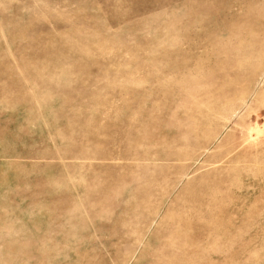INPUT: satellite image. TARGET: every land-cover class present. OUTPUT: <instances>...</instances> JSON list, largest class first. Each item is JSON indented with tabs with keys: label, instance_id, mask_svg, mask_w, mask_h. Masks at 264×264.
Returning a JSON list of instances; mask_svg holds the SVG:
<instances>
[{
	"label": "rangeland",
	"instance_id": "rangeland-1",
	"mask_svg": "<svg viewBox=\"0 0 264 264\" xmlns=\"http://www.w3.org/2000/svg\"><path fill=\"white\" fill-rule=\"evenodd\" d=\"M0 264H264V0H0Z\"/></svg>",
	"mask_w": 264,
	"mask_h": 264
}]
</instances>
